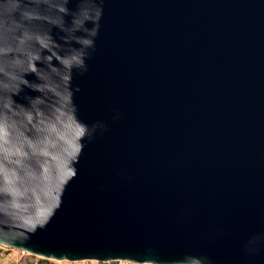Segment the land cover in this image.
<instances>
[{"label":"water","instance_id":"1","mask_svg":"<svg viewBox=\"0 0 264 264\" xmlns=\"http://www.w3.org/2000/svg\"><path fill=\"white\" fill-rule=\"evenodd\" d=\"M0 245L264 264V0H0Z\"/></svg>","mask_w":264,"mask_h":264},{"label":"rangeland","instance_id":"2","mask_svg":"<svg viewBox=\"0 0 264 264\" xmlns=\"http://www.w3.org/2000/svg\"><path fill=\"white\" fill-rule=\"evenodd\" d=\"M0 264H135L127 261L119 262H98V261H56L47 260L34 256L27 252L11 249L0 245Z\"/></svg>","mask_w":264,"mask_h":264}]
</instances>
